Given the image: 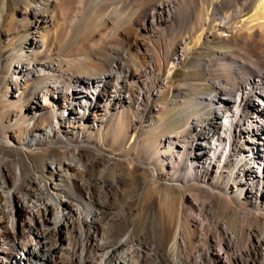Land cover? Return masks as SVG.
<instances>
[{"label":"bare ground","instance_id":"1","mask_svg":"<svg viewBox=\"0 0 264 264\" xmlns=\"http://www.w3.org/2000/svg\"><path fill=\"white\" fill-rule=\"evenodd\" d=\"M0 1L5 4L8 0ZM35 1H37L35 5L22 8L24 9L22 14H27L29 11L35 23V32L22 50L24 55L32 58L37 55L36 50L46 53L48 51L50 53L58 52L56 47L47 49L48 42L38 38L36 30L47 25H57L51 38L53 41L55 36L62 31L64 24L67 23L68 26V22L75 20L72 18L81 14L80 9L84 0H53L50 10L46 9L44 0ZM90 1L92 2L90 9L93 14L91 16L95 18L99 28L110 25V28L114 27L116 33L119 34L116 39L118 41H113L114 46L107 44L109 47H105L106 49L102 47L100 50L101 48L96 46L98 49L91 48L89 50V55L95 59L93 63L98 59L103 64L102 68L93 66L94 68L90 72L87 71L88 73L85 72L86 70L81 72L76 69L77 72H71L69 86L65 87L63 78L58 79V75L53 73L54 68L51 63H27L22 59H16L9 66L11 72L4 79V82L12 87V92L18 93L19 88L31 75L40 76L44 73L48 75L49 87L32 94L31 98L34 100L32 102L35 107L34 110H30L33 113H29L31 116L20 140L17 137L15 140L12 139L16 136L13 130L17 123L16 119L7 123L8 130H4L1 137L2 141H10L15 149L21 148L24 153L31 148L40 151L44 147L45 149L49 147L53 153H56V156L49 157L41 165L36 166L33 164L31 156L26 154V158L30 161L29 165L27 163L29 167L27 171L25 170L26 172H23V167L16 159L17 164L15 163L16 167L14 166L13 173L16 175L10 180L12 175L9 170H6L7 165L3 164L8 157L3 152L0 154L2 161V163L0 162V264H190L187 260L189 253L187 247L189 246L184 244L186 240L181 231L183 221L180 215L177 216L176 226L173 228L168 225H166L167 228L160 229L159 227L160 239L152 240L150 238L151 240H149L145 236L139 238L136 235L134 221L133 223L129 222L128 226H124L126 220L121 209L124 210L125 203L119 204V211L115 210L114 206L116 205L114 204L111 207L106 206L111 203L112 198H108V192H105L108 190L109 184L103 176L104 174L100 175V180L96 181L99 186H92L90 180L93 181L94 178H92L93 173L90 170L96 164L102 163L103 166L108 167L116 160H121L132 168L131 161L134 160L133 155L112 153L102 148L101 143L95 137L101 133L98 127L106 123L107 119H97L94 114L102 110L107 111L113 106L127 105L130 108L131 105H138L141 101L146 98L151 99L153 96L145 75H152L157 63L154 64V60L151 58L149 66L142 71L127 67L128 64L126 65V62L123 61L127 51L125 52L122 47L124 44L130 46L133 36L131 32H128L130 28L124 27L127 31L121 28L123 23L142 26L152 32H156L154 29H157V32L163 35L167 33L165 38L162 36L161 40H163H160L159 46L157 44L158 49H161L165 57L174 51L177 61L193 52L188 42L184 40V36L181 35L183 30L190 35L197 32L198 38L213 35L227 41L229 47L224 51H216L221 58L214 59L212 61L214 63L209 64L208 68L205 67V57L198 60V64L205 67L204 70L207 73L213 71L211 78H207V80L215 90L197 96L207 102L212 116L210 119L202 118V122H196L197 117L190 120L191 124H195V133L200 138L194 140L191 150H187L188 154L186 157L184 156L183 170L180 174L166 177L165 180H172L179 184L182 180L195 179L210 188L220 187L229 198L235 200V207L240 214L245 210L254 213L245 208L248 205L254 211L257 210L255 212L264 213V72L254 75V73L252 74L254 68L243 62L244 60H240L241 57L251 59L254 57L255 59L250 62L253 63L255 70L264 67V0H89V3H91ZM125 7H133L131 12L126 14L127 17L125 14H119V11L124 10ZM76 18L78 19V17ZM71 26L74 28L72 24ZM72 33H69L70 37H72ZM69 36L66 37L70 38ZM228 56L230 58H227ZM111 61L116 63L109 70L104 71L103 66ZM74 64L77 66L78 62H74ZM55 65H57L58 73H67L59 64ZM155 71L157 72V70ZM221 72H224L222 74L226 76L224 78H226L227 86L222 82L224 78L221 81L220 76L218 77ZM116 77H118V82L114 83L113 80ZM125 78H131L134 83H125ZM237 78L242 81L239 85L237 83L240 81H235ZM53 86L56 87L55 89H59L54 95L55 101L63 100V106L67 103L69 114L57 113L54 108L53 117H48L46 123L38 126L39 122L35 111L40 104H44L41 99L53 93ZM9 90L4 94V98L9 95ZM65 97L69 101L64 102ZM228 101H232L231 106L234 105V107L228 110L230 112L225 110L227 113H224L223 106ZM249 107L253 109V114L248 116L245 121H237V118ZM64 124L67 126L62 129ZM120 126H124L125 129L118 130ZM217 127L221 129L216 131ZM245 127H247L246 130ZM126 129V124H119L114 133L124 136ZM243 130H245V136L246 134L248 136L250 147H243L240 152L237 150L240 146L236 135ZM8 133H12V135L10 134L11 140H8ZM114 133L105 132L103 134L114 137ZM218 136L219 140L216 141ZM119 142H123L122 138ZM125 149L123 148L121 151ZM68 151L75 153L76 156L66 157ZM176 152L177 157L183 154L180 151ZM59 153L64 156L55 162ZM65 157L67 159H64ZM171 158L169 157V159ZM232 159L234 161L233 169L230 172L226 171L228 169L225 167ZM244 161L247 163L240 166ZM226 172H229V178L227 182L220 185L219 182H216V177L223 173L226 174ZM85 174L89 178H86ZM149 177L154 186L162 185L165 181L159 176L158 169L153 164ZM209 178H211L210 183L208 182ZM132 179L135 188L140 186L143 188L147 185L146 179L142 180L138 176H134ZM121 180L114 178L111 184L112 188L110 187L116 192L117 198L121 193ZM135 197V193L131 195V199H135ZM240 202L244 204L245 209L240 205ZM171 210L173 211L172 207ZM146 217L149 215L146 214ZM168 217L169 214H166L164 218L168 220ZM219 222H221V229L225 234L226 244L235 248L236 240L239 237L243 238V224L239 231L235 227H227L225 218ZM147 225L145 231H148ZM237 232L239 233L238 238ZM246 232L247 245L242 246L243 250L250 252L252 249L258 248L264 252V239L258 229L248 226ZM115 233L116 235H114ZM112 235L117 238L116 242L115 240L112 242L111 239H114ZM7 236H10V241L17 247L16 253L11 257L8 255V251L2 248ZM222 249L220 247L215 252L214 259L217 263L242 264L238 261L232 263L231 257ZM34 255L37 259L31 261L30 257ZM199 257V262L202 264H213L205 262L201 253ZM261 264H264V260Z\"/></svg>","mask_w":264,"mask_h":264},{"label":"rangeland","instance_id":"2","mask_svg":"<svg viewBox=\"0 0 264 264\" xmlns=\"http://www.w3.org/2000/svg\"><path fill=\"white\" fill-rule=\"evenodd\" d=\"M52 1L53 0H44L46 4V9L50 10L52 8ZM36 3L37 1L35 0H8L5 4L1 3L0 1V154L3 152L5 153L6 157H8L6 158L7 160L3 164H5V166L7 165L6 170H9L12 175L10 180H12L13 177L15 178L16 175L13 174L17 164L16 159L19 160L20 166L23 167V172H26L28 170L27 168L29 167L28 165L30 164V161L26 158V154L27 156H31L33 164L38 166L45 162V159L49 157H55L56 153H53V151L49 149V147H46V149L44 147L42 148L43 150L40 151H36L31 148V150H28L26 153H24L21 148H18V150L15 149L13 143H10V141H2L3 138L1 137V135L3 131L8 130L6 127L7 123L14 119L17 120V123L13 127L16 136L12 137V139L15 140V137H17V139L20 140L23 135L25 126L28 120L30 119L31 115L29 113H33V111L30 110H34L35 107V104L32 102L34 100L31 98L32 94L35 92L38 93L42 89L49 87V77L47 74L44 73L40 76L31 75L24 82V85L19 88L18 93H13L12 87L4 82L5 77H7L9 72H11L9 66L16 59H22V61L27 63L49 62L54 68L53 73L58 75V79L63 78L62 81L65 87H68L69 78L71 74L77 72V70L81 72H84V70H86L85 72L88 73L91 71L92 68H94L93 66H101L102 68L103 64H101L98 59H96V61H94L93 63V60L95 59H93L89 55V50L91 48L96 49L97 47H99V49L101 48L100 50H102V47L106 49L109 46H114V42L118 41L116 39L119 35L116 33L114 27L110 28V25L99 28L97 22H95V18L91 16L93 15L90 9L92 2L89 3V0H84L80 9L81 14L75 16V18H72L75 19V22L73 20L70 23L68 22V26L67 23L66 25L64 24L65 26H62L64 30L62 29V31L55 36L53 41L51 38L53 32H55L57 29V25H47L44 27H40L38 30H36L37 37L41 40L45 39L44 41L48 42L47 49L48 47L50 49H55L56 47L58 52L55 51L53 53H50L48 51L46 53L36 50L37 55L34 58L29 57L28 55H24L25 53H23L22 50L25 43L30 41L32 34L35 32V23L29 11L27 14H22L24 10L22 8L24 6L35 5ZM127 7H125L124 10L121 9L120 11L122 12L119 11V14H125V16L126 14H129V12H131L130 10H132L133 7ZM76 17H78V19ZM91 17L94 19H92ZM94 23L97 25V28L95 27ZM71 24L74 28H72ZM125 24L128 23L125 22ZM125 24L123 23L121 28H123V30L125 31H127V28H130L128 32H131L133 36L130 46L124 44L122 47L125 52H128L125 53L123 59L124 63L126 62L125 64H128L127 67H130L133 70L141 69L142 71L144 68L146 69L149 66V60H151V58L152 60H154V64L157 63V65H155L154 67L153 74L150 76L145 75V77L148 79L149 89L153 92V96L151 97V99L146 98L145 100L141 101V103H139L138 105H131L130 108L127 105H124L122 107L113 106L107 111L102 110L94 114L97 119H107L106 123L98 127L101 133L95 137V139L101 143L102 148L112 153L117 152L121 155H133L134 160L131 161L132 168L128 167L124 161L121 162V160H116V163L114 162L108 167L103 166L104 164L102 163L96 164L90 170L93 173L92 178H94L93 181L90 180L92 186H99L98 183L96 184V181L98 179L100 180V175L104 174L103 176L109 184V186H107V188H109L108 190L106 189L107 191L105 192H108V198H112L111 203L106 204V206L109 205L111 207L116 205L114 206V208L115 210L117 209L119 211V204L125 203L126 207L124 208V210L121 209V212H123L126 220L124 226L126 227L130 224L129 222L133 223L134 221L136 235L139 238L145 236L147 239L149 238V240H153L156 238L160 239V229L167 228L166 225H168V227L171 226L172 228L176 226L177 218L180 215L183 221V223L181 224V231L183 232L186 240L184 244L186 246H189L187 247V250L189 249L187 260L190 264H202L201 262H199L200 253L204 257L205 262L219 264L214 258L215 252L220 247H222V250L225 251L229 257H231L230 259L232 263H237L236 261H238L242 264H261V262L264 260L263 251H260L257 248L252 249L250 252H247L245 251V249L243 250L242 246L245 244L247 245L246 228H248V226L258 229L259 233L264 239L263 212H255L257 210L254 211L253 208L248 205L245 208L252 210L254 213L245 210L244 213L240 214L235 207V200L229 198L225 191L220 187L213 186V188H210L208 185H205L203 182L197 181L195 179L182 180V182H179V184L173 182L172 180H165L166 177L180 174V172L183 170V159L187 156L188 151L191 150L194 140L200 138V136L195 133V124L190 123L192 119L194 117L196 119L197 117L198 119H196L195 121L202 122L203 119H210L212 116L211 110L209 109V105L207 104V102H205V100L202 101V99L197 96L201 93H207L215 90L213 85L210 84V81L207 80V78H211V72L213 71H209L207 73L204 68L207 67L209 64L214 63L212 62L214 59L221 58L219 57L220 55L216 51L226 50L229 47L228 42L213 35L202 36L201 38H198L197 32L196 34H194V36L184 32L183 30L181 31L183 32L181 33V35L184 36V40L188 42V45L192 48L193 52H190L191 54H186L185 57L177 61L174 57V51H172L168 54L167 57H165V54L161 51V49H158L160 42L163 40H161L162 36L165 38L167 33L166 35H163L157 32V29H154L156 32H152V30H147L142 26L128 24L126 26L129 27H126ZM231 28H233L232 25ZM71 29L74 30L71 31ZM69 33H72L71 36L73 38L69 36ZM66 34L70 38H67ZM56 43L58 44L57 46L54 45ZM107 44H109V46ZM60 50L62 53L60 52ZM154 54H157V57ZM86 56L88 57V59ZM202 57L206 58L205 67L198 64V60ZM227 58L230 57L228 56ZM157 59L159 60V63ZM252 59L254 60L255 58L252 57ZM252 59L247 57H241L240 60H244L243 62L248 63L251 68H254V72L252 71V74L254 73V75H256L258 73H261L262 71L264 72V70H262L264 69V67L255 70L253 63L250 62ZM74 62H78V64H76L77 66H75ZM111 62L103 66L104 71L109 70L110 67L116 63L115 61ZM55 64H59L61 68L65 70L64 72L67 73H58V70L56 68L57 65ZM83 67L86 69H84ZM155 70H157V72ZM222 73L224 72H221V75H218V77L220 76L219 78H221V81L225 76ZM225 79L226 78H224V81L222 82L225 86H227L225 83ZM235 81L239 82L237 83L238 85L242 82L240 78H237V80ZM113 82L117 83L118 77H116ZM124 82L127 84L131 82L134 83L131 78H125ZM55 88L56 87L53 86V93L41 99L44 104H40L37 107L38 109L35 111V113L37 112L36 117L38 118L37 120L39 122L38 126H42L44 123H46L48 117H53L54 108L56 109L57 113L62 112L65 115L69 114L67 111V103L65 106H63V100L59 102L55 101L56 98L54 95L55 93H57V91H59V89ZM8 89H10L8 92L9 95L4 98V94L8 91ZM12 95L17 96L13 97ZM66 101H69L67 97H65L64 99V102ZM231 103L232 101H228L224 104V113L230 112L228 110H231L234 107V105L231 106ZM252 114L253 109L249 107V109L245 110V112L242 113L243 116L240 115L237 118V121H245V119ZM119 124L127 125L126 133L124 134V136L119 133H114L115 128H118ZM66 126L67 124H64V126H62V129H65ZM218 128L219 127H217L215 130L219 131L221 129ZM124 129V126H120L118 130L121 131ZM105 132L114 133V137H109V135L103 134ZM10 134L12 135V133ZM10 134L8 133V140H11ZM237 135L236 139L238 138L237 140H239L240 146V148H238L237 150L241 152L243 150V147L249 148L250 146L247 134L245 136V132H239L237 133ZM121 138L123 141L122 143L119 142ZM218 140L219 136L217 137L216 141ZM123 148L126 149L121 151V149ZM175 150L180 151L181 154L183 153V156L179 155L177 157V152ZM61 156L63 157L64 155L59 153L57 155V158L55 159V162L62 158ZM65 156L73 158L76 155L75 153H71L70 151H68ZM66 157L64 159H67ZM169 157H172V160L169 159ZM232 161H230V163L227 164L228 166L225 167L228 169L226 171L230 172V170L233 169L234 161ZM0 162L2 163L1 159ZM246 163L247 162L244 161L240 166H243V164ZM152 164L158 169L159 176L166 181H164L162 185L158 184L159 186H154V184H152L150 181L151 179L149 176ZM229 172H226V174L223 173L222 175L217 174L218 176L216 177V182H219L220 185H222V183L225 181L227 182L229 178ZM132 175L133 177H141L142 180L146 179L147 185L143 188L141 186L139 188H135V184L134 182H132ZM85 177L89 178L87 174H85ZM114 178L117 180L123 179L120 182L121 193L119 195V198L116 197V192L111 189V184ZM210 180L211 178L208 179L209 183ZM134 193L136 197L135 199H131V195ZM175 201L178 202L176 203ZM240 205L243 207L244 204L241 203ZM171 207L173 211L171 210ZM148 209L150 210L147 211ZM146 214L149 215V217H146ZM166 214H169V217L167 218L168 220L164 218ZM223 218L227 219V227H235V229H239V231L241 230V224H243L244 228L242 227V231L244 230L245 232L243 231L242 233V239H240V237L238 236L239 233H236L237 238H239L234 243L235 248L230 247L228 246V244H226L225 234L221 229V222L218 223V221H221ZM147 219L148 221H145ZM145 223L148 224V231H145ZM114 235H116V233ZM114 235H112V237ZM7 237L4 240L5 244H3L2 248H5V250L8 251V255H10L11 257L13 256V254L16 253L17 247L12 241H10V236ZM113 238L114 239H111L112 242L117 239L116 237ZM251 240L254 241L253 238H251ZM30 258L31 261L37 259L35 255L31 256Z\"/></svg>","mask_w":264,"mask_h":264},{"label":"water","instance_id":"3","mask_svg":"<svg viewBox=\"0 0 264 264\" xmlns=\"http://www.w3.org/2000/svg\"><path fill=\"white\" fill-rule=\"evenodd\" d=\"M245 120H246V119H245ZM246 128H247V127H245L244 129L246 130ZM241 129H242V128H241ZM245 130H243V132H245ZM254 136H255V135H254ZM245 138H246V137H245ZM255 138H257V137L255 136Z\"/></svg>","mask_w":264,"mask_h":264}]
</instances>
